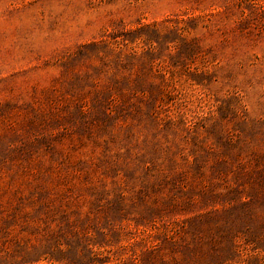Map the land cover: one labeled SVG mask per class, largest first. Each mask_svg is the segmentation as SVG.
I'll list each match as a JSON object with an SVG mask.
<instances>
[{"label":"rangeland","instance_id":"374dc122","mask_svg":"<svg viewBox=\"0 0 264 264\" xmlns=\"http://www.w3.org/2000/svg\"><path fill=\"white\" fill-rule=\"evenodd\" d=\"M0 264H264V0H0Z\"/></svg>","mask_w":264,"mask_h":264}]
</instances>
